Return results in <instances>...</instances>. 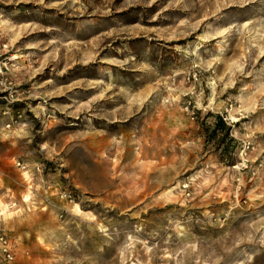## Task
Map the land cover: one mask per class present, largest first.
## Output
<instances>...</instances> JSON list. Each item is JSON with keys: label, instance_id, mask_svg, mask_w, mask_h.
I'll return each mask as SVG.
<instances>
[{"label": "rangeland", "instance_id": "rangeland-1", "mask_svg": "<svg viewBox=\"0 0 264 264\" xmlns=\"http://www.w3.org/2000/svg\"><path fill=\"white\" fill-rule=\"evenodd\" d=\"M262 50L264 0H0L10 264H264Z\"/></svg>", "mask_w": 264, "mask_h": 264}, {"label": "built area", "instance_id": "built-area-1", "mask_svg": "<svg viewBox=\"0 0 264 264\" xmlns=\"http://www.w3.org/2000/svg\"><path fill=\"white\" fill-rule=\"evenodd\" d=\"M20 169H24L25 165L16 163ZM15 258V249L5 234L0 232V264H10Z\"/></svg>", "mask_w": 264, "mask_h": 264}, {"label": "trees", "instance_id": "trees-1", "mask_svg": "<svg viewBox=\"0 0 264 264\" xmlns=\"http://www.w3.org/2000/svg\"><path fill=\"white\" fill-rule=\"evenodd\" d=\"M215 117H216V121H215V125H214V127H213V131H216V126H217V124L218 125H224L225 126V128H226V133L225 134H227L228 132V129H229V126H226L225 125V122H224V120L222 119V117L221 116H219V115H215Z\"/></svg>", "mask_w": 264, "mask_h": 264}, {"label": "bare ground", "instance_id": "bare-ground-1", "mask_svg": "<svg viewBox=\"0 0 264 264\" xmlns=\"http://www.w3.org/2000/svg\"><path fill=\"white\" fill-rule=\"evenodd\" d=\"M261 53L264 54V50H262Z\"/></svg>", "mask_w": 264, "mask_h": 264}]
</instances>
